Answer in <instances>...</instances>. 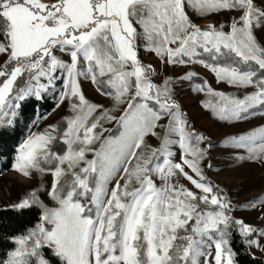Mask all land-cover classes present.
Masks as SVG:
<instances>
[{
  "label": "snow or ice",
  "instance_id": "snow-or-ice-1",
  "mask_svg": "<svg viewBox=\"0 0 264 264\" xmlns=\"http://www.w3.org/2000/svg\"><path fill=\"white\" fill-rule=\"evenodd\" d=\"M184 91L228 131L196 128ZM26 111L11 168L40 180L7 207L38 215L0 264H237L234 234L264 251L237 211L264 190L208 174L217 149L264 166V0H0V128Z\"/></svg>",
  "mask_w": 264,
  "mask_h": 264
},
{
  "label": "rangeland",
  "instance_id": "rangeland-1",
  "mask_svg": "<svg viewBox=\"0 0 264 264\" xmlns=\"http://www.w3.org/2000/svg\"><path fill=\"white\" fill-rule=\"evenodd\" d=\"M150 59V56L145 57L146 61ZM200 71L211 81L212 78L209 74L202 69ZM84 90L87 95H94L89 85L85 84ZM179 98L184 106V110L189 116V121L196 128L205 130L213 137H219L222 133L228 131L226 127L222 126L219 122L213 121L208 113L200 108L198 104V95L190 91H184ZM62 113V108L55 110L53 108L49 112L47 120L44 122H54L59 119ZM261 119L262 117L257 115V117L247 122L239 123L234 127L238 129H247L250 126L256 125ZM39 126L42 127L43 125L40 124ZM213 158V169L208 174L214 181L219 182L223 187L229 190L233 194L234 199L243 200L259 194L261 190H264V166L249 161L230 160L227 153L222 149H217V151L213 153ZM39 180V177H23L21 174L12 170L11 166L5 171H0V208L7 207V205L17 201L24 192L30 190L31 187H36V182ZM262 210H264V207L257 204L255 210L246 208L237 211L246 222L252 224L254 227H260L264 226L260 218V212ZM261 243L264 244V240H261ZM248 250L251 255L260 257L264 260V251L255 247Z\"/></svg>",
  "mask_w": 264,
  "mask_h": 264
},
{
  "label": "trees",
  "instance_id": "trees-1",
  "mask_svg": "<svg viewBox=\"0 0 264 264\" xmlns=\"http://www.w3.org/2000/svg\"><path fill=\"white\" fill-rule=\"evenodd\" d=\"M52 109L53 105L49 99L47 103H41L38 112L43 116L45 112L49 113ZM35 115V112L26 111L23 120H18L14 129L0 128V171L10 168L15 144L27 132L30 118H34ZM36 215H38L36 209L20 214L8 207L0 208V256L11 247L5 239L7 234L21 230L33 221ZM232 247L237 252V264H264L262 258L251 255L249 250L245 249L239 235H233Z\"/></svg>",
  "mask_w": 264,
  "mask_h": 264
}]
</instances>
